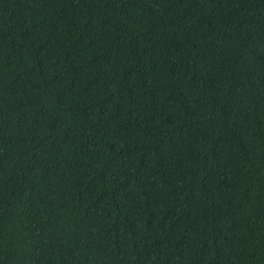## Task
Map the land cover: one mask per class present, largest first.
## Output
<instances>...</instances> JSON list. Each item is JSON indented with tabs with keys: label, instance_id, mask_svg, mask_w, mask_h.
<instances>
[{
	"label": "trees",
	"instance_id": "trees-1",
	"mask_svg": "<svg viewBox=\"0 0 264 264\" xmlns=\"http://www.w3.org/2000/svg\"><path fill=\"white\" fill-rule=\"evenodd\" d=\"M0 264H264V0H0Z\"/></svg>",
	"mask_w": 264,
	"mask_h": 264
}]
</instances>
